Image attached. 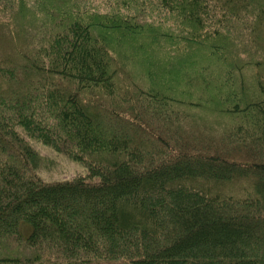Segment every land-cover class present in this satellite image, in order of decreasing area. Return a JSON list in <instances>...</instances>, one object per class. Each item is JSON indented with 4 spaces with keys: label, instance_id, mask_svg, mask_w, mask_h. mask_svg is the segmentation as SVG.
Returning <instances> with one entry per match:
<instances>
[{
    "label": "trees",
    "instance_id": "16d2710c",
    "mask_svg": "<svg viewBox=\"0 0 264 264\" xmlns=\"http://www.w3.org/2000/svg\"><path fill=\"white\" fill-rule=\"evenodd\" d=\"M118 261L264 264V0H0V264Z\"/></svg>",
    "mask_w": 264,
    "mask_h": 264
},
{
    "label": "rangeland",
    "instance_id": "374dc122",
    "mask_svg": "<svg viewBox=\"0 0 264 264\" xmlns=\"http://www.w3.org/2000/svg\"><path fill=\"white\" fill-rule=\"evenodd\" d=\"M29 143L44 157V164L38 168V174L45 180H60L75 174H85L86 167L68 156L55 151L40 141L28 138ZM106 264H129L127 262H115Z\"/></svg>",
    "mask_w": 264,
    "mask_h": 264
}]
</instances>
